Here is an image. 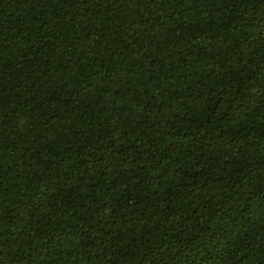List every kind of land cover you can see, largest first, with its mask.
Returning a JSON list of instances; mask_svg holds the SVG:
<instances>
[{
	"label": "trees",
	"instance_id": "16d2710c",
	"mask_svg": "<svg viewBox=\"0 0 264 264\" xmlns=\"http://www.w3.org/2000/svg\"><path fill=\"white\" fill-rule=\"evenodd\" d=\"M0 264H264V0H0Z\"/></svg>",
	"mask_w": 264,
	"mask_h": 264
}]
</instances>
